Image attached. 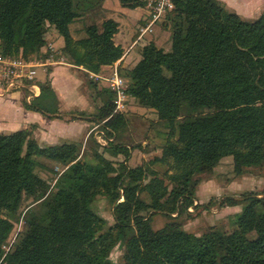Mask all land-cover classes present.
I'll return each instance as SVG.
<instances>
[{"label":"trees","instance_id":"obj_1","mask_svg":"<svg viewBox=\"0 0 264 264\" xmlns=\"http://www.w3.org/2000/svg\"><path fill=\"white\" fill-rule=\"evenodd\" d=\"M118 1L127 8L145 5V0ZM81 2L0 0V52L32 59L45 44L47 27L53 26L69 63L95 74L113 65L124 52L113 39L118 23L106 18L87 24L84 36L74 38L70 26L84 18ZM172 2L162 23L171 31V49L145 43L139 60L124 73L129 80L124 91L153 109L168 129L161 156L151 163L171 160L178 172L168 176L169 185L156 178L143 184L146 169L126 164L130 151L123 144L94 140L89 160L79 157L77 143L40 147L27 130L0 131V264H113L109 256L121 239L125 264H264V194L241 196L245 203L229 232L211 227L197 235L176 220L194 205L196 174L212 171L225 156H232L236 174L264 164V11L247 21L219 0ZM39 85L40 94L24 107L44 116L57 114L53 88ZM110 89H103L108 95L95 121L105 120L113 132L126 118L112 114ZM198 109L210 111L190 113ZM111 135L107 131L106 138ZM106 153L121 154L123 160L114 162ZM39 158L66 167L52 189L36 172L42 166ZM97 195L115 204L109 227L90 207ZM24 196L36 207L28 209L24 230L6 252L3 246ZM226 201L233 205L239 200ZM156 212L170 220L153 229ZM250 232L255 236L249 238Z\"/></svg>","mask_w":264,"mask_h":264},{"label":"rangeland","instance_id":"obj_2","mask_svg":"<svg viewBox=\"0 0 264 264\" xmlns=\"http://www.w3.org/2000/svg\"><path fill=\"white\" fill-rule=\"evenodd\" d=\"M81 1L79 11L84 13V18L81 21L76 20L70 26L71 34L74 38L84 36L83 27L85 25L93 23L100 24L101 21L106 18H113L119 25V33L114 36L116 41H118L117 38L119 35L125 34L126 36V33L132 29L131 23L127 22L124 14L116 9L107 10L103 7L102 1L100 3H98V0ZM224 7L227 11H230L226 5H224ZM162 23H158L157 25ZM163 27L169 35H167V40L163 42L162 47L169 51L171 49V31L169 28ZM55 34L56 31L54 27L48 26L45 33V48L43 52H40L34 58L43 62L47 61L49 57H52L55 61L62 58L64 59L63 63H53L40 67V69L45 68L47 74L56 66H63L68 69L76 70L74 74L80 82L78 92L82 100L85 98V101L83 100L81 104L85 103L87 107L86 109H72L70 111L61 112L59 111V101H57L58 113L46 116L49 120H53L50 129L46 130V128H42L38 123L30 122L25 127L17 128V130L23 129L29 131L40 147L61 143H77L80 145L79 157L89 160H92L91 146L94 140L101 145H105L108 141L112 140L116 144H123L129 148L130 156L126 161L128 166L134 167L143 165L145 167L146 171L142 181L143 184L156 178V180L163 181L165 184L169 185L168 176L178 172L177 169L172 167L171 160L155 161L151 163L154 158L161 156L162 146L168 136V129L165 122L158 119L153 109L139 105L133 97L128 96L126 93L125 97L120 100L121 105L116 108L118 97L114 91L115 96H113L114 107L112 114H123L126 118L125 124L118 130L112 132L111 129L105 128V120L95 121L97 109L102 105L104 98L108 95L103 89L109 87V78H111L113 72L116 71L124 80L125 89L129 80L124 77V73L130 68L119 66L114 69L101 68L100 72L97 74L87 72L82 67L76 69L75 67L78 66L69 63L67 58L62 54L61 48L63 45L54 44L56 42V40L53 39ZM147 42L149 41H145V43ZM140 46L139 44L133 47L130 56H139ZM125 48H129V45L125 46ZM46 80H49V78L47 77L42 84H49ZM24 95L25 90L19 89L3 95V97L0 98V103L3 105H5V103L9 104V101H3L9 99L24 104V102H27ZM209 111V109H198L190 113L192 115H200L208 113ZM6 114L8 115L7 112ZM182 117L183 115L179 117V120H181ZM79 121L82 122V125L78 124ZM57 122L61 124L59 127ZM53 124H56V127H53ZM10 129L11 128L8 130ZM41 129L45 132H50L49 134L47 133L48 136L52 135L55 136V138L53 137L49 140L44 139V133H41ZM5 131L6 132H1L8 133L7 130ZM107 131L112 133L110 139L106 138ZM105 156L112 159L114 162L123 160V155L121 154L112 156L106 153ZM39 160L42 166L37 167L36 172L50 184V189H52L58 176L66 167H63L56 161L46 158H39ZM194 179L197 180L194 188V205L189 207V214L183 213L176 217V220L182 223L184 230L197 235L202 234L211 227H217L224 232L233 230L235 228L233 222L235 215L242 210L245 203L244 200H241V196L247 192H254L259 196L264 194V164L245 167L241 174H236L233 171L232 156L223 157L212 171L198 173L194 176ZM141 197L146 200L149 198L146 191L141 193ZM226 198L238 199L239 201L237 204L229 205ZM114 205L111 204L104 195H97L90 207L105 220V226L109 227L114 223ZM31 207L35 208L36 205L34 206V204H32V199L30 197L24 196L19 209L12 218L14 227L8 241L3 246L6 252L10 250L18 234L24 230V219L28 209ZM175 215L176 214H173V216ZM169 220L170 218L168 216L156 212L151 215V226L153 229H158ZM254 236L255 232H250L248 234L249 238ZM123 252L124 239H121L110 253L109 258L111 262L113 264H125Z\"/></svg>","mask_w":264,"mask_h":264},{"label":"crops","instance_id":"obj_3","mask_svg":"<svg viewBox=\"0 0 264 264\" xmlns=\"http://www.w3.org/2000/svg\"><path fill=\"white\" fill-rule=\"evenodd\" d=\"M219 1H221L224 5H226L231 12L237 13L243 20H253L264 11V0H219ZM102 5L107 10L116 9L117 11L124 14L127 22L131 23L132 25V29L128 33H126V36L125 34L119 35V37L117 38L118 41L115 40V37L113 38L114 42L117 45H120L124 50L122 57L113 65L103 66L102 69H109V68L114 69L117 68L118 66L128 67V68L133 67L140 58V50L141 47L145 44V41H152L158 47L163 48L162 44L165 40H167L168 37L167 35L169 34L165 31V28L162 26V24L155 25L151 33L145 34L143 36L140 35V28L145 24L144 17L146 16L147 13V9L145 5L135 8H127V7H123L118 0H102ZM118 33H119V25H118V31L115 33L114 36H116ZM53 39L56 40L54 44H58L60 46L63 45V39L57 32L54 35ZM139 44L141 45L139 49V56L138 55L130 56L131 49ZM128 45L129 48L126 49L125 46ZM44 48L45 46H43L40 49V52H43ZM75 68L78 69L80 67H75ZM74 73H76V70H72L70 68L68 69L63 66L53 67L48 74L46 73L45 68L39 69L37 81L40 84L47 77L49 78V80L46 81L51 85V87L53 88L56 94L57 100L59 101V107H60L59 111L61 112L70 111L72 109H86L87 107V104L85 103L81 104L83 100L85 101V98H83L82 100V98L80 97V94L78 92V86L80 82ZM2 97L3 96H0V98ZM6 100L9 101L10 103L9 104L5 103V105L0 103V131H4V132H6L5 130H7V132H10L12 130L14 131L17 130V128L19 127L20 128L25 127L30 122L38 123L42 128H46V130L52 127L53 120H49L46 116L42 115L39 112L26 109L22 104V102L11 101L9 99H5L3 101ZM6 112L8 113V115L6 114ZM57 123L59 127V125L61 124H59V122ZM81 123H82L81 121L78 122L79 125H82ZM54 126L56 127V124H53V127ZM9 128L11 129L8 130ZM40 131L41 133H44V139L49 140L50 138L53 137L55 138V136L52 135L48 136L50 132H45L43 129H41Z\"/></svg>","mask_w":264,"mask_h":264},{"label":"built area","instance_id":"obj_4","mask_svg":"<svg viewBox=\"0 0 264 264\" xmlns=\"http://www.w3.org/2000/svg\"><path fill=\"white\" fill-rule=\"evenodd\" d=\"M145 7L147 13L144 17L145 24L140 28L141 36L151 33L155 25L165 21L174 4L172 0H145ZM63 62V58L55 61L49 57L43 62L35 58L26 59L21 55L6 56L0 52V96L24 89L25 100L30 102L40 94V85L37 81L40 67ZM108 82L118 97L116 101L118 108L121 105L120 100L125 97L124 80L114 71Z\"/></svg>","mask_w":264,"mask_h":264}]
</instances>
